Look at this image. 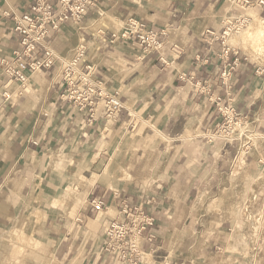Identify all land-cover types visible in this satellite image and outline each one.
Segmentation results:
<instances>
[{
    "label": "crops",
    "instance_id": "obj_1",
    "mask_svg": "<svg viewBox=\"0 0 264 264\" xmlns=\"http://www.w3.org/2000/svg\"><path fill=\"white\" fill-rule=\"evenodd\" d=\"M229 1L100 0L95 14L112 12L121 27L100 37L63 24L62 34L53 31L48 42L59 39L65 50L55 65L31 71L26 86L4 74L2 59L18 47L13 11H28L33 2L0 0V264H121L107 251L106 225L124 203L154 217L140 234L138 264H223L233 255L238 258L230 264H264V69L223 40L227 18L236 12ZM249 1L264 14L261 0ZM131 22L144 23L160 48L131 34ZM79 32L83 65L124 104L112 119L99 106L87 122L90 111L62 97L63 58ZM227 108L246 127L232 141L213 137ZM243 152L231 189L229 176ZM108 166L118 172L96 175ZM257 175L262 179L252 193ZM222 188L229 198L211 210ZM41 193L32 204L31 195ZM245 214L263 219L256 241ZM23 233L40 246L22 241ZM244 247L261 258H241L237 251Z\"/></svg>",
    "mask_w": 264,
    "mask_h": 264
},
{
    "label": "built area",
    "instance_id": "obj_2",
    "mask_svg": "<svg viewBox=\"0 0 264 264\" xmlns=\"http://www.w3.org/2000/svg\"><path fill=\"white\" fill-rule=\"evenodd\" d=\"M32 2L28 11H13L15 23L13 30L20 36L18 47L14 50L13 56L2 59L3 72L11 81L27 83L31 76L29 70L35 71L55 65L56 59L50 50L48 37L53 31L58 32L63 24L82 22L100 8V0H32ZM242 2L250 3L249 0H242ZM260 3L264 4V0ZM225 32L226 30L224 34ZM130 33L137 35L141 42L147 44L150 49H159L161 46V41L155 36L156 34L151 33L144 23H133ZM39 49L44 50V55H38ZM83 56L84 49H80L63 69L62 80L67 88L62 97L69 100L80 111L88 109L91 114L87 122L94 119L93 114L99 106L105 117L112 119L123 108V102L118 94L105 93L99 87V81L91 78V68L89 65H83ZM232 115L236 119V116ZM230 121V115H227L223 132L227 129L226 126H229ZM216 133H220L219 128ZM124 204L119 215L114 218L115 220L107 229V242L109 250L115 257L122 259L121 253H125L124 263L134 264L137 252H134L136 249L132 242L133 233L142 232L153 223V218L140 206ZM93 206L99 211L104 207L100 201L96 203L94 201ZM120 216H125L126 221Z\"/></svg>",
    "mask_w": 264,
    "mask_h": 264
},
{
    "label": "bare ground",
    "instance_id": "obj_3",
    "mask_svg": "<svg viewBox=\"0 0 264 264\" xmlns=\"http://www.w3.org/2000/svg\"><path fill=\"white\" fill-rule=\"evenodd\" d=\"M57 1V0H56ZM239 2H241L243 5H242V7H243V13H242V16L241 17H243V16H246V17H248L249 19H251V21H250V23H248V25L246 26V28H242V26L240 27V26H235V25H233L234 26V28H231V27H226L227 28V30H226V28H225V30H226V32H225V34H226V36H227V39H228V41H229V43L232 45V46H234V47H239L244 53H246L251 59H253V60H258V61H261V62H264V18L263 17H261L259 14H258V12H256V11H258L256 8H252V2H250L249 4H244L241 0H239ZM10 3L12 4V1L10 0ZM250 8H249V7ZM103 9V8H102ZM254 10V11H253ZM240 17V18H241ZM88 18V17H87ZM87 18L86 19H84L82 22H68V23H65V24H77L78 26L80 25V24H82V23H85L86 22V20H87ZM228 19V18H227ZM240 21H241V23H246V21L247 20H242V19H239ZM229 22H235V21H232L231 19H229L228 20ZM133 23H137V22H131L130 23V26H128V30H130V28H131V25L133 24ZM75 27H76V25H74ZM83 27V26H82ZM84 27H85V25H84ZM121 27V23L119 22V20L117 19V17L112 13V12H109V11H106V10H101L99 13H98V15L96 16V17H94L93 19H91L90 20V22L88 23V24H86V28L87 29H89L90 31H92V32H94V33H98L99 32V30L101 29V28H103V29H113V30H115V31H117L119 28ZM235 29V32L233 33V31L232 30H234ZM61 31L62 30H60V31H58V33L55 35V36H57V35H59L60 33H61ZM78 32V31H77ZM62 34V33H61ZM99 34V33H98ZM222 37L224 38V36L222 35ZM49 47H50V50L53 52V54L55 53V52H59L60 50H65L64 48H63V46H62V42H61V40H56L54 43H50V45H49ZM72 51V50H71ZM69 52V51H68ZM78 53V52H77ZM77 53L75 54V55H77ZM75 55H74V57H75ZM66 56V55H65ZM63 57V56H62ZM74 57H72V58H74ZM69 60V59H68ZM71 61H72V59H71ZM67 62V61H66ZM68 63V62H67ZM67 63H65L64 65H66ZM68 65V64H67ZM67 65L64 67L63 66V69H65L66 67H67ZM90 66V65H89ZM90 68H91V66H90ZM29 73H30V75L32 74V72H31V70H29ZM32 76V75H31ZM31 76H29V78H28V82L30 81V77ZM91 78H92V68H91ZM23 83V82H22ZM16 91H18V90H15L14 92H10V91H7V93H9V94H14ZM123 106H124V104H123ZM224 115H225V121H226V118H227V115H230V118H231V121H230V123H229V126H226L227 127V129L223 132V127H225V125H224V123H225V121L223 122V124L220 126V127H218L219 129H220V136H222V135H224L223 137H224V139L225 140H227V141H232L233 139H235L234 137H233V132H234V128L232 127V122H233V120H237V119H241V118H239V115L238 114H236V112L233 110V109H225L224 110ZM228 112V113H227ZM139 113V112H138ZM134 114V113H133ZM140 114V113H139ZM232 114H234L235 116H236V119H235V117L232 115ZM134 119V118H133ZM237 124H242V123H237ZM158 132V131H157ZM160 132V131H159ZM229 133V134H228ZM215 134H217L216 133V131H215ZM215 134H213V135H215ZM229 138V139H228ZM151 144V143H150ZM143 147V146H142ZM133 154H134V151H133ZM148 157V156H147ZM125 158V157H124ZM120 160H121V158H119ZM118 159V160H119ZM131 161V160H130ZM130 163V162H129ZM244 164H245V155H244V152L243 153H241L240 154V156L237 158V160L235 161V163H234V174H233V176H232V179H231V186H230V188L231 189H233L234 188V186H232L234 183H236L237 182V180H238V178L240 177V175H241V171H242V169H243V166H244ZM128 165H130V164H128ZM125 169H128V168H125ZM263 171V170H262ZM115 172H118L117 171V169H116V166H113L111 169H110V167L108 166L107 168H105V171L103 172V173H111V174H113V173H115ZM127 172V171H126ZM261 174V173H260ZM100 175V174H99ZM261 178H258V177H255V181H253V182H255V183H257L259 180H260ZM76 191V190H75ZM50 192H52V193H55V191L54 190H50ZM226 192H229L228 190H226V188H222L221 189V192H220V194H219V196L218 197H216L215 199H213L212 201H210V207L212 208H216L218 205H222L224 202H225V198L228 196L227 194L228 193H226ZM40 193V192H39ZM41 195H43L42 193L41 194H32L31 195V197H32V199H31V203L33 204V202L35 201V200H38L37 198H40L41 197ZM205 197V196H204ZM221 203V204H220ZM134 206H140L141 207V205H134ZM104 209L106 210V207H104ZM218 209V208H217ZM121 210H122V207H121V209H120V211L118 212V214L116 215V216H114V217H111V219H109V221H108V223H107V225H106V236H107V229L111 226V223H112V221H114L115 219V217H117L118 215H119V213L121 212ZM144 211V210H143ZM147 214H149V213H147ZM152 218H153V223H154V217L151 215V214H149ZM231 215H233V214H231ZM230 215V216H231ZM260 215V214H259ZM261 216V215H260ZM233 216H231V218H232ZM120 218L122 219V220H124V221H126V218H125V216H120ZM259 220V216H257L256 217V219L252 222L253 223V226H254V231H253V233L255 234V241H256V226L257 225H259V224H257V221ZM37 223H39L40 224V220H38L37 221ZM37 223H35V224H37ZM153 223L151 224V225H153ZM150 226V225H149ZM37 226H35V225H32V227H31V230L32 229H35ZM148 228V227H147ZM146 228V229H147ZM146 229H144L143 231H145ZM257 230H258V228H257ZM133 231H135L134 229H133ZM142 231V232H143ZM208 231V230H207ZM22 232V231H21ZM142 232H140L139 234H141ZM31 233V232H30ZM28 234V235H30L31 236V234ZM134 234V233H133ZM202 234V233H201ZM28 235H26V234H22V240L23 239H26V240H29L30 242H31V246H40L39 244H38V241H37V239H34L33 237H29ZM179 235V234H178ZM178 235H177V237L175 238V243H177V238H178ZM5 236V235H4ZM183 236V235H182ZM203 236V235H202ZM202 236H200V237H202ZM172 237V236H171ZM180 237V236H179ZM173 238V237H172ZM132 239H133V237H132ZM202 239V238H201ZM204 239V238H203ZM254 239V238H253ZM107 240H108V236L106 237V248H107V251L110 253V254H112L113 255V253L109 250V247H108V242H107ZM264 240V239H263ZM200 243H203V241L202 240H200V242H199V244ZM132 244V243H131ZM135 247L137 246L136 244H135V242H134V244H133ZM255 247V246H254ZM133 248V247H132ZM246 248V247H245ZM134 252H136V250L134 251ZM243 252V251H242ZM144 254H143V259H144V261H149L150 259H151V254L150 253H145V252H143ZM244 253V252H243ZM256 253H257V251H256ZM245 254V253H244ZM251 254V253H250ZM19 255V254H18ZM124 255H125V253H121V256H122V259L119 257L118 259H121L122 261H123V264H125L124 263V261H125V257H124ZM251 256L252 257H254L253 259L255 260V258H256V255L254 254V252L251 254ZM238 258V256H236V255H233V258H231L232 260L234 259H237ZM229 258H227V259H225L224 261H223V264H230L231 262H232V260L231 259H229ZM135 261H136V263H134V264H138V262H139V256H138V254H137V256H136V258H135ZM219 261L220 260H218L216 263H219ZM231 261V262H230Z\"/></svg>",
    "mask_w": 264,
    "mask_h": 264
},
{
    "label": "rangeland",
    "instance_id": "obj_4",
    "mask_svg": "<svg viewBox=\"0 0 264 264\" xmlns=\"http://www.w3.org/2000/svg\"><path fill=\"white\" fill-rule=\"evenodd\" d=\"M12 2L14 1V0H11ZM230 2V5L231 6H235V8H236V12H234V14H231L233 17L232 18H230L232 21H235V22H229L228 20L229 19H227V23H226V26H225V28L227 27H231V28H234V26L233 25H235V26H242V28H246V26L248 25V23H250V21H251V19H249L248 17H246V16H243V17H241L242 16V13H243V7H242V3L241 2H239V0H230L229 1ZM11 4V3H10ZM249 7V6H248ZM251 7V6H250ZM249 7V8H250ZM254 6H252V8H253ZM255 8V7H254ZM254 11V10H253ZM100 12V11H99ZM256 12H258V11H256ZM258 14H259V12H258ZM96 16L97 14H93V16ZM260 15V14H259ZM261 17H263L264 18V14H262V15H260ZM90 17H92V16H90ZM241 17V18H240ZM239 19H242V20H247L246 21V23H242L243 25H241V21L238 23V20ZM119 20V19H118ZM250 20V21H249ZM90 22V21H89ZM119 22H120V20H119ZM87 23V22H86ZM86 23H82V24H80L79 26L77 25V24H73V25H76V27L77 28H82V29H86V30H88L87 28H86ZM232 23V24H231ZM84 25H85V27H84ZM83 26V27H82ZM227 28H226V30H227ZM105 30H107V29H103V28H101L100 30H99V34L97 33V35H99L100 37L102 36V33L103 32H105ZM224 31H225V29L222 31V35H224V38H223V40L226 42V45L228 46V47H232V48H234L235 50H237V51H239V53L243 56L244 55V57H246L247 59H249V61H251L252 63H253V65L254 66H257V67H262L263 69H264V62H261V61H258V60H253V59H251L246 53H244L239 47H234V46H232L230 43H229V41H228V39H227V36H226V34H224ZM233 31V33L235 32V29L234 30H232ZM65 34V33H64ZM66 34L68 35V33H67V31H66ZM73 41H74V43H76V45H74V46H71L70 48H69V50H72L71 51V53L67 56V57H65V58H63L65 61H67L68 63H70V61H71V59H72V57H74V55L77 53V52H79V50L80 49H82V48H85L86 46V44H85V41L83 40V36H82V34H81V32H79L78 34H76V35H74L73 36ZM60 53V52H59ZM59 53H58V51L57 52H55L54 53V55H59ZM62 55V54H61ZM69 59V60H68ZM66 62V63H67ZM67 63V64H68ZM66 64V65H67ZM66 65H64V67L66 66ZM19 83H21V84H23L22 82H20V81H18ZM23 85H26V86H28L29 85V82L27 81V83H24ZM23 90H25L24 88H21L20 89V91H23ZM242 123L241 125L240 124H237V123ZM232 127L235 129L234 130V132H233V137L235 138L236 136H237V134L238 133H241L242 135H243V132H244V130L246 129V127L243 125V120L242 119H237V120H233V122H232ZM215 134V133H214ZM220 134V133H219ZM218 133L217 134H215V135H213V137H219V138H223L224 139V135H222V136H220ZM244 155H245V153H244ZM100 173L99 172H97L96 173V175H99ZM108 174H110V175H112L111 173H103V174H100V178L104 175V178L105 179H107L108 177L109 178H111V176H108ZM230 178H232L231 176H229ZM255 177H258V178H261L259 175H257V176H253V178H252V180L253 181H255L254 179H255ZM262 179V178H261ZM231 180V179H230ZM231 184V183H230ZM255 188H256V183L255 182H253V184H252V187H251V189H250V192H254V190H255ZM226 190H227V188H226ZM220 192H221V190L219 191V193L216 195V197H218L219 196V194H220ZM226 193H228L227 195L229 196V192H226ZM226 197L225 198V201H226V199L228 200V198L229 197ZM215 197V198H216ZM214 198V199H215ZM225 203V202H224ZM223 203V204H224ZM221 204V203H220ZM221 207V205H218L216 208L214 207H210V203H209V208L211 209V210H215V209H217V208H220ZM104 211V210H103ZM103 211H101V213H103ZM117 214H118V212H117ZM235 214L237 215V212H235ZM236 215H231V216H233L232 218H231V216H229L230 218H231V220L232 221H237V219H238V217H235ZM247 216V214H245V216H244V220L247 218V219H249L251 222H253L255 219H256V217H249V215H248V217H246ZM263 221V219L261 218V216L259 217V220L257 221V224H259L260 225V223ZM33 230V229H32ZM181 239V238H180ZM22 241H28L29 243H30V245H31V242L29 241V240H26V239H23ZM140 241H142V237L140 236V234L139 233H134L133 234V239H132V242H133V244H134V242H135V244L137 245L136 247H135V249H136V252H137V254H140V251L142 252V249H140V245H141V242ZM203 243H198L197 245L198 246H200V245H202ZM31 247H33V248H36V246H31ZM37 247H39V246H37ZM248 248H241V250H239V251H237V253H240V256H241V258H243V257H248V256H250L253 252H248V250H247ZM198 250V249H197ZM245 253H243V252ZM256 255V257L257 258H255V260L257 261L258 259H260L261 258V256H262V254L261 253H259V254H255ZM260 257V258H259ZM119 262L121 263V264H123V261L121 260V259H119Z\"/></svg>",
    "mask_w": 264,
    "mask_h": 264
}]
</instances>
